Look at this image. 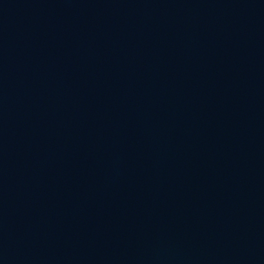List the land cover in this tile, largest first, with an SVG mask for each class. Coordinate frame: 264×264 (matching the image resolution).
<instances>
[{"label":"water","instance_id":"95a60500","mask_svg":"<svg viewBox=\"0 0 264 264\" xmlns=\"http://www.w3.org/2000/svg\"><path fill=\"white\" fill-rule=\"evenodd\" d=\"M0 264H264V0H0Z\"/></svg>","mask_w":264,"mask_h":264}]
</instances>
